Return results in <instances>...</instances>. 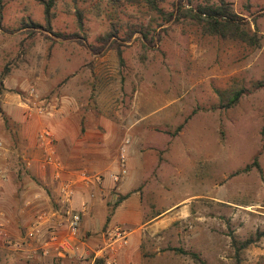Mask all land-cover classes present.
I'll return each mask as SVG.
<instances>
[{
	"label": "rangeland",
	"instance_id": "1",
	"mask_svg": "<svg viewBox=\"0 0 264 264\" xmlns=\"http://www.w3.org/2000/svg\"><path fill=\"white\" fill-rule=\"evenodd\" d=\"M203 1L184 2V6L195 8ZM170 2L161 4L166 12L172 10ZM227 2L242 23L257 34L259 47L207 35L188 19L156 27L161 19L155 15V43L144 47L138 34L124 41V32L125 24L150 22L146 8L124 4L114 12L108 1L99 0H78L76 5L57 0L52 32L78 34L76 40H62L47 31L41 1L0 0L1 144L15 138L19 116L11 115L12 109L25 111L27 118H40L39 131L35 125L38 138L45 130V119L52 126L56 119L61 122L70 106L92 123L105 116L126 124L139 118L127 116L133 101L138 111L144 107L152 114L148 122L159 127L158 132L176 135V128L187 120L185 144L197 136L198 125L213 130L214 162L203 158L197 162L201 152L192 153L189 147L188 158L181 164H160L159 182L150 178L153 187H163L169 196L160 199L155 194V209L209 190L218 199L190 198L187 217L157 232H146L141 249L149 264H264V225L257 219V211L253 208L240 213L228 206L239 202L242 194L255 192L249 179L261 168L247 172L244 168L255 159L264 163V0ZM76 10L84 15L82 30ZM111 22L123 26L117 39H112L120 44L119 49L107 47L100 54L92 53L88 46L110 31ZM241 89L246 92L237 105L221 107L224 94ZM37 107L43 115L36 113ZM29 108L33 109L31 116ZM124 199L120 196L114 203L107 201V215ZM22 229L0 224V264L32 261L28 257L32 253L26 250L35 245L25 239L27 231ZM249 239L253 243L238 260L231 242Z\"/></svg>",
	"mask_w": 264,
	"mask_h": 264
},
{
	"label": "crops",
	"instance_id": "2",
	"mask_svg": "<svg viewBox=\"0 0 264 264\" xmlns=\"http://www.w3.org/2000/svg\"><path fill=\"white\" fill-rule=\"evenodd\" d=\"M137 109L140 108L133 101L127 116L133 114L139 118L123 125L115 118L105 116L99 117L95 123L84 120L74 106H70L67 113L65 111L68 116L62 117L61 122L56 119L53 126L48 123V118L45 119L44 129L54 137L56 158L62 166L61 177L73 182L69 184L68 192H72L70 198H67L66 188L63 190V183L55 179L54 170H42L40 167L43 155L38 132H35L40 118H27L25 111L10 110L11 115L19 118L14 128V140L5 141L0 148V215L3 216L0 224L23 228L27 233L32 226L38 227L39 234L24 236L35 245L34 249L26 250V253H32L28 256L32 259L29 264H94L99 250L106 251L114 264H149L141 249L146 232H157L187 217L190 198L206 196L209 200L217 201L214 192L209 190L155 209V194H159L160 199L169 197L163 193V187H153L151 184L152 179L160 181V164L166 161L181 164L183 159L188 158L189 147H192V153L201 152L197 162H201V158L214 162L217 155L216 138L209 126L206 128L201 124L197 126V136L188 139L189 143L185 144L189 123L176 135L170 136L158 132L161 129L148 122L152 114L146 108ZM62 124L65 127L61 129ZM36 126L39 131V125ZM16 133H20L17 138ZM125 140L129 141L126 148L128 173L119 185L114 184L110 176L117 172V156ZM192 143H195L194 148ZM259 165L261 172L257 171L249 179L255 184V192L250 196L242 194L239 202H231L228 206L240 213L254 208L257 219L264 225V163L260 162ZM84 175H99L102 183L96 185L84 181ZM120 196L125 199L113 208L110 216L107 215V201L114 203ZM247 196L251 199L246 200ZM152 208L153 211L149 212ZM66 210L81 212V223L72 249L64 253L58 252L49 242L48 232L56 226H62L61 232H65ZM5 215L7 220L4 219ZM200 219L197 218L198 221ZM116 228L127 233L129 244L111 251L118 246L112 236ZM106 229L108 231L104 232Z\"/></svg>",
	"mask_w": 264,
	"mask_h": 264
},
{
	"label": "trees",
	"instance_id": "3",
	"mask_svg": "<svg viewBox=\"0 0 264 264\" xmlns=\"http://www.w3.org/2000/svg\"><path fill=\"white\" fill-rule=\"evenodd\" d=\"M39 1H41L44 6L47 31L53 33L56 38L62 40H76L78 38V34L52 32L51 30L50 24L51 19L55 16L54 10L56 9L57 0ZM70 1L73 5H76L78 0ZM102 1H108L113 7L114 12L118 6L124 4L143 6L146 8L147 12L145 14L151 17L150 22L145 25L125 24L127 26L124 32L126 35L124 41H130L135 34H138L144 44V47H146L147 44V47L151 48L155 43L154 33L156 32V29L153 27V23L156 22V19H154L152 15L161 19L160 23L156 24V27H162L164 24L177 22L181 19H188L192 24L201 27L202 31L207 35L220 37L224 40L240 41L252 47L260 46L257 34L251 31L248 26L249 24L242 23V18L238 16L232 5L228 3L227 0H204L202 3L197 4L195 8L188 9L184 6V2L191 5L193 0H171L170 5L172 10L170 12H166L161 6L162 2L168 0H99V3ZM75 14L80 29L82 30L84 19L83 12L76 10ZM35 26L36 28H39L38 25ZM122 27L123 26L118 23L115 24L114 22H111L110 31L97 38L96 44L89 45L88 49L94 54H100V52L107 47L109 49L116 47L118 50L120 44L114 40L117 39L119 30L122 29ZM157 39H159V35ZM245 92V90L241 89L231 92L230 94H224L221 97V107L228 109L234 107L238 104L239 99L243 96V94H245ZM186 122L187 120H185L183 124L179 125L176 128L175 133L180 132ZM261 135L264 141V128L261 131ZM254 167L260 169L257 159H255L253 163L247 165L243 171L247 172ZM252 243L253 241L251 239L246 240L245 242H238L236 240L231 242V245L235 250V256L238 260L241 252L247 250ZM94 264H103V262L101 260H96ZM237 264H239V261H237Z\"/></svg>",
	"mask_w": 264,
	"mask_h": 264
},
{
	"label": "built area",
	"instance_id": "4",
	"mask_svg": "<svg viewBox=\"0 0 264 264\" xmlns=\"http://www.w3.org/2000/svg\"><path fill=\"white\" fill-rule=\"evenodd\" d=\"M38 115H43V111L41 107H37L34 109ZM33 109L29 108L28 114L31 116ZM39 144L42 149V160L40 162V167L42 170L52 169L55 172V179L58 181H61L63 190H67V198H70L72 195V192L69 191V184H73V182L66 181L62 179V166L58 162L56 158V151L53 146L54 140L53 135L49 130H43L38 137ZM129 144L128 140H125L123 144L121 145L117 157V172L115 174H112L110 177L114 184H118L121 181L125 179L127 176V145ZM2 147V144L0 143V148ZM1 174V172H0ZM83 180L94 183L96 185H100L102 183V177L101 176H94V177H88L86 175L83 176ZM85 206L83 205V208ZM65 222H64V233L61 232L62 226H56L49 230L48 232V238L49 242L52 243L58 252H64L67 249H72V246L79 234L80 229V223H81V212H74L72 210H66L65 211ZM113 238L115 239V242L118 244V246L114 249L110 248L111 251H115L120 248H124L128 246V236L127 233L120 228H116L113 231ZM36 234H39V229L37 226H32L30 228V231L27 233L28 237H33ZM6 237V236H5ZM19 245V244H17ZM97 255V260H101L103 264H114V261L111 260L109 257V254L104 250H99Z\"/></svg>",
	"mask_w": 264,
	"mask_h": 264
}]
</instances>
